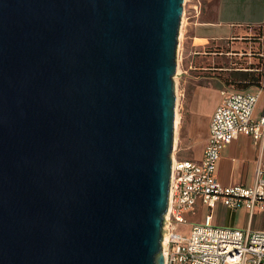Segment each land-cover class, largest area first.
I'll return each instance as SVG.
<instances>
[{
  "label": "water",
  "instance_id": "1",
  "mask_svg": "<svg viewBox=\"0 0 264 264\" xmlns=\"http://www.w3.org/2000/svg\"><path fill=\"white\" fill-rule=\"evenodd\" d=\"M184 0H0V264H164Z\"/></svg>",
  "mask_w": 264,
  "mask_h": 264
},
{
  "label": "built area",
  "instance_id": "2",
  "mask_svg": "<svg viewBox=\"0 0 264 264\" xmlns=\"http://www.w3.org/2000/svg\"><path fill=\"white\" fill-rule=\"evenodd\" d=\"M258 97L259 93L220 91L200 161L172 160L162 226L164 264H264V231L213 223L218 205L229 211L243 209L249 221L256 212L264 213V161L258 162L249 187L223 186L215 177L223 147L238 135L264 144V114L253 118Z\"/></svg>",
  "mask_w": 264,
  "mask_h": 264
},
{
  "label": "crops",
  "instance_id": "3",
  "mask_svg": "<svg viewBox=\"0 0 264 264\" xmlns=\"http://www.w3.org/2000/svg\"><path fill=\"white\" fill-rule=\"evenodd\" d=\"M184 3L187 9L183 10L179 33L181 31L183 37L191 39L194 47H202L203 42L210 40H230L234 41L232 47L242 46L248 49L245 53H229L230 56L245 57L249 64L247 69L233 71L237 76L235 81L246 85V88L230 92L259 93L253 113V118L257 120L264 114V0H185ZM244 73L247 75H243ZM195 96L196 101L187 123V135L182 138L184 145L192 151V156L182 160L197 162L202 158L209 121L220 101V94L218 96L200 88ZM184 116L182 110L180 120H183ZM260 161H264V144H255L250 137L238 135L221 151L216 164V180L223 186L249 187L253 184L255 169ZM219 207L222 206L218 205L213 210L214 225V211ZM200 211L205 212L204 209ZM236 211L247 215L243 209ZM256 214H260L264 219V213L256 212L249 221L250 228Z\"/></svg>",
  "mask_w": 264,
  "mask_h": 264
},
{
  "label": "rangeland",
  "instance_id": "4",
  "mask_svg": "<svg viewBox=\"0 0 264 264\" xmlns=\"http://www.w3.org/2000/svg\"><path fill=\"white\" fill-rule=\"evenodd\" d=\"M187 9L183 3V10ZM192 34V32H190ZM230 40H210L203 42L202 47H194L191 39L183 37L179 33L176 69L173 76L174 93L176 98V115L178 124L174 127V139L172 156L179 160L190 158L192 151L184 145L182 138L187 135V123L191 115L192 106L196 101V91L200 88L214 92L219 96L222 90L242 91L244 84H238L235 69H247L249 64L243 56H230L229 53H245L242 46L232 47ZM235 49V50H231ZM261 63V62H259ZM260 68V66H259ZM207 102V99L205 100ZM184 110L185 116L180 120V113ZM214 221L221 227H234L245 229L249 226L247 215L238 211H229L219 207L214 211ZM251 228L253 230L264 229V219L260 214L253 218Z\"/></svg>",
  "mask_w": 264,
  "mask_h": 264
},
{
  "label": "bare ground",
  "instance_id": "5",
  "mask_svg": "<svg viewBox=\"0 0 264 264\" xmlns=\"http://www.w3.org/2000/svg\"><path fill=\"white\" fill-rule=\"evenodd\" d=\"M176 73H177V69H176ZM175 115H176V109H175ZM175 115H174V127H176V125L178 124V115L177 116H175ZM173 143H175V139H174ZM171 160L174 161V156H172V155H171ZM165 242H166V238H164V240H163V245L165 244Z\"/></svg>",
  "mask_w": 264,
  "mask_h": 264
},
{
  "label": "trees",
  "instance_id": "6",
  "mask_svg": "<svg viewBox=\"0 0 264 264\" xmlns=\"http://www.w3.org/2000/svg\"><path fill=\"white\" fill-rule=\"evenodd\" d=\"M243 75H247L246 73H244Z\"/></svg>",
  "mask_w": 264,
  "mask_h": 264
}]
</instances>
